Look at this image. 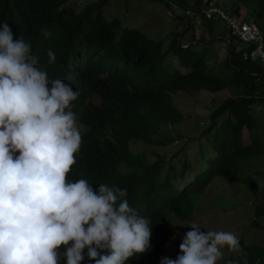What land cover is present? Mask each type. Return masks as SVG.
<instances>
[{
    "label": "trees",
    "instance_id": "obj_1",
    "mask_svg": "<svg viewBox=\"0 0 264 264\" xmlns=\"http://www.w3.org/2000/svg\"><path fill=\"white\" fill-rule=\"evenodd\" d=\"M70 1L0 0V22L10 25L14 38L30 43L50 79L79 92L71 110L85 130L67 178H84L94 189L101 183L126 189L129 205L152 226L151 248L126 264H159L175 223L191 221L193 199L213 189L217 179L258 188L259 174L247 179L240 174L243 162L264 155V65L249 56L257 44L235 35L230 18L264 34V0H153L170 6L176 22V29L157 41L110 18L105 11L111 0L91 2L81 11ZM212 4L227 10L229 18L213 14L199 24L201 8L209 11ZM184 19L193 36L188 41V34L181 40ZM219 39L224 51L212 45ZM49 50L55 56L51 62ZM225 90L230 96L209 113L197 136L168 135L185 119L175 103L178 95ZM134 143L151 149L179 145L170 157L151 151V160L145 152L134 153ZM256 213L260 218L264 208ZM239 243L220 264H264V244ZM82 264L93 261L85 256Z\"/></svg>",
    "mask_w": 264,
    "mask_h": 264
},
{
    "label": "clouds",
    "instance_id": "obj_2",
    "mask_svg": "<svg viewBox=\"0 0 264 264\" xmlns=\"http://www.w3.org/2000/svg\"><path fill=\"white\" fill-rule=\"evenodd\" d=\"M39 65L30 43L0 22V264H82L85 256L126 264L151 248V219L129 205L126 189L67 178L82 143L71 110L79 92ZM187 225L176 258L159 264H217L222 249L240 248L231 231Z\"/></svg>",
    "mask_w": 264,
    "mask_h": 264
},
{
    "label": "rangeland",
    "instance_id": "obj_3",
    "mask_svg": "<svg viewBox=\"0 0 264 264\" xmlns=\"http://www.w3.org/2000/svg\"><path fill=\"white\" fill-rule=\"evenodd\" d=\"M97 1L99 0H71L70 2L74 4L78 11H81L87 4ZM157 1L111 0L105 13L110 18L117 17L120 19L124 27L139 29L152 41H157L164 39L176 29V22L171 18L172 15L163 4ZM182 29L180 27V30L185 32ZM221 31V29L218 30V32ZM185 37V40L188 41L193 36L187 30L182 39ZM216 41L221 43L212 44L215 50L224 51L225 43H222L221 40ZM258 61L264 65L262 59H258ZM217 68L216 65L214 69ZM221 68L222 66L219 67L220 73ZM229 96L230 92L228 90L218 94L203 92L198 94L196 98L181 93L176 97L175 103L183 111L185 119L181 124L168 129V135L170 137H176L180 134L187 137L197 136L205 128V119L209 113L220 104L221 100ZM76 119L82 135L85 129L80 124L77 116ZM247 134L246 131L245 138L249 142ZM133 145L132 150L134 153L145 152L151 160H155V157L150 153L151 151L167 154L170 157L178 149L176 146L179 144H168L165 147L159 146L153 147V149L140 143H134ZM196 150L197 148L194 147L193 153ZM257 174H259L257 189H253L243 182L231 184L222 179H217L213 189L193 199L190 222H196L203 226L204 228L201 227V231L207 229L231 231L238 236L239 240L243 239L248 245L264 244V215L258 218L256 213L258 208H264V155L254 157L241 164L240 177L242 179ZM188 223H175L171 234V242L165 256L176 258L183 235L191 230L190 226L187 225ZM222 252L221 260H226L236 250L229 251L225 247ZM221 260L217 264H220Z\"/></svg>",
    "mask_w": 264,
    "mask_h": 264
},
{
    "label": "built area",
    "instance_id": "obj_4",
    "mask_svg": "<svg viewBox=\"0 0 264 264\" xmlns=\"http://www.w3.org/2000/svg\"><path fill=\"white\" fill-rule=\"evenodd\" d=\"M210 10L204 12V7L201 8V15L199 18V24L203 23L205 18L211 19L213 14L219 15L222 19H227L228 11L217 7L215 5L210 6ZM190 14V13H189ZM233 32L237 35L244 43H255L257 47L252 50L250 57L253 59H262L264 61V34L263 32L254 26L252 23L241 22L238 19L230 18ZM262 63V62H261Z\"/></svg>",
    "mask_w": 264,
    "mask_h": 264
},
{
    "label": "water",
    "instance_id": "obj_5",
    "mask_svg": "<svg viewBox=\"0 0 264 264\" xmlns=\"http://www.w3.org/2000/svg\"><path fill=\"white\" fill-rule=\"evenodd\" d=\"M160 3L163 4V6L168 10V12H169L172 16H174L173 11H172V9H171L170 6H168L164 1H160ZM183 21H184L185 24H186L185 32L183 33V35H184V34L187 32V30H188V25H187V21H186L185 19H184ZM183 35L181 36V39H182ZM219 40H221V39H219ZM232 57H233V54H232V52H231L230 59H232Z\"/></svg>",
    "mask_w": 264,
    "mask_h": 264
}]
</instances>
